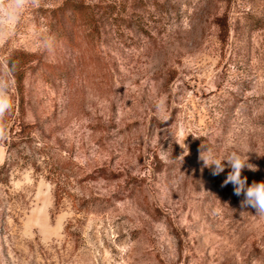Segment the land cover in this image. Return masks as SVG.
I'll return each instance as SVG.
<instances>
[{
	"label": "rangeland",
	"instance_id": "rangeland-1",
	"mask_svg": "<svg viewBox=\"0 0 264 264\" xmlns=\"http://www.w3.org/2000/svg\"><path fill=\"white\" fill-rule=\"evenodd\" d=\"M11 50L39 57L35 140L0 184V264H264V218L200 159L264 181V0H0Z\"/></svg>",
	"mask_w": 264,
	"mask_h": 264
},
{
	"label": "trees",
	"instance_id": "trees-1",
	"mask_svg": "<svg viewBox=\"0 0 264 264\" xmlns=\"http://www.w3.org/2000/svg\"><path fill=\"white\" fill-rule=\"evenodd\" d=\"M80 7L76 4L67 3L66 6L55 9L54 13H61L68 16V13L79 12ZM57 17H59L57 15ZM61 25V19L57 20ZM38 55L24 50H11L0 60V71L2 70L9 82H15L14 103L11 102V109L7 111L0 123V134L3 143L7 148V159L0 168V184L8 182V169L12 162H19L27 155V150L32 147L34 138L33 126L25 121L27 114V103L25 97V79L27 72L35 67L38 62ZM12 123V124H11Z\"/></svg>",
	"mask_w": 264,
	"mask_h": 264
},
{
	"label": "clouds",
	"instance_id": "clouds-1",
	"mask_svg": "<svg viewBox=\"0 0 264 264\" xmlns=\"http://www.w3.org/2000/svg\"><path fill=\"white\" fill-rule=\"evenodd\" d=\"M11 101L3 91H0V117L11 109ZM2 132V131H0ZM200 159L205 167L212 169L213 175H220L225 171V167L230 168L222 186L232 184L234 194L243 197L242 207H251L255 209V215L264 218V181L247 183V177L242 176L245 169L255 171V165L249 163V157L246 153L233 151L224 157L218 156L213 149L207 147L202 150ZM226 162V163H225Z\"/></svg>",
	"mask_w": 264,
	"mask_h": 264
}]
</instances>
